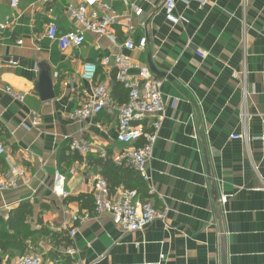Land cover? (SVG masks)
<instances>
[{"label": "crops", "instance_id": "crops-1", "mask_svg": "<svg viewBox=\"0 0 264 264\" xmlns=\"http://www.w3.org/2000/svg\"><path fill=\"white\" fill-rule=\"evenodd\" d=\"M80 1L91 11L104 0H0V170L24 172L15 189L0 193V228L10 211L27 203V224L37 232L24 251L0 253V264H16L25 255L40 257L41 264H264V0H211L202 10L176 1L172 17L178 23L167 20L165 0H123L110 4L116 14L133 1L143 11L131 34L115 24L109 36L87 34L81 47L63 50L47 40L46 24L54 21L61 33L76 28L65 7ZM142 37L143 51L120 48ZM196 51L207 57L199 59ZM115 54L148 67L162 83L165 111L149 182L136 192L165 214L133 233L113 225L108 214L91 215L70 238L73 213L92 211L96 179H104L129 148L117 141L115 117L102 112L70 119L89 92L82 65ZM43 74L53 94L46 101L39 95ZM115 76L114 69L98 66L95 82L124 104L127 92ZM7 87L24 100L11 98ZM32 114L36 127L30 126ZM72 140L87 142L91 153L70 152ZM57 171L65 198L53 191ZM122 190L110 189L111 197ZM79 196H90L91 203ZM69 247L74 257L66 254Z\"/></svg>", "mask_w": 264, "mask_h": 264}, {"label": "built area", "instance_id": "built-area-1", "mask_svg": "<svg viewBox=\"0 0 264 264\" xmlns=\"http://www.w3.org/2000/svg\"><path fill=\"white\" fill-rule=\"evenodd\" d=\"M49 3L51 0H42ZM123 0H104L95 10H89L84 1L68 3L65 11L74 23L75 27L69 32L61 33L54 21L46 24L45 36L50 42H57L63 50L78 49L85 43L87 34L98 37L110 35V28L119 24L126 35L133 32V21L143 14L138 1L128 2L126 11L116 14L111 10V3L122 2ZM176 1L183 2L185 9L190 3L197 5L202 10L210 5L211 0H165L164 10L169 22L178 23V19L172 17ZM17 2L13 1L11 7L15 8ZM110 13V15H107ZM5 26H0L3 29ZM146 38L142 37L137 44L131 39L125 40L120 48L133 51L135 49L143 51L146 47ZM195 55L203 60L207 53L196 51ZM98 66L112 68L116 73V82L127 92V102L117 104L114 102L102 83H96ZM137 69L136 75H131L130 70ZM81 79L88 83L89 92L84 94L81 105L70 114L73 121H82L93 118L99 113L115 117L117 120V141L127 145L119 157L117 165L123 163L139 175L143 183L149 182L148 165L152 159L153 147L164 118L165 106L161 93V81L155 79L149 68L146 66L132 65L123 55L115 54L103 56L98 63H85L82 65ZM5 92L13 99L20 102L24 100V95L15 92L7 87ZM245 123L247 117L242 115ZM38 125L37 116L32 114L30 126ZM233 140L243 139V135H232ZM264 140V136L260 139ZM142 141L140 147H135ZM69 151L82 157L91 153L90 145L81 140H72L69 143ZM5 153L4 146L0 143V157ZM105 158V154H101ZM24 177V172L15 167H9L4 173L0 170V193L15 189L17 187L16 178ZM64 179L57 171L54 175L53 191L58 197L65 198L67 194L63 192ZM93 208L91 212L75 211L71 217L73 226L68 231V236L73 238L77 231L78 224L89 218L91 215L108 214L113 225L123 232L143 231L153 221L164 218V212L159 211L152 201L140 199L135 190H122L115 197L110 194L107 182L102 178H97L92 191ZM221 203L226 202V197L220 198ZM66 254L75 256L72 247L66 249ZM16 264H41V258L34 255H25L19 258Z\"/></svg>", "mask_w": 264, "mask_h": 264}, {"label": "trees", "instance_id": "trees-1", "mask_svg": "<svg viewBox=\"0 0 264 264\" xmlns=\"http://www.w3.org/2000/svg\"><path fill=\"white\" fill-rule=\"evenodd\" d=\"M2 134L3 128L0 125V136H2ZM140 142L141 143L138 142L134 146L140 147L142 145V141ZM100 160L104 163L107 162V158L99 159V161ZM103 176L104 179L109 181V190L123 186L125 190H135L138 193L141 192L140 187L143 183L141 178L132 169L125 167L123 163H120L116 166L113 165L112 169L108 172L106 171ZM76 200L80 201L81 203H91L90 196H79ZM31 216L32 208L27 203H21L16 209L9 212L8 218L1 222L0 253H6L9 257H11L12 250L24 251L26 248V239L32 234L37 233L31 231L27 224V220L31 218ZM46 234H48V232Z\"/></svg>", "mask_w": 264, "mask_h": 264}, {"label": "water", "instance_id": "water-1", "mask_svg": "<svg viewBox=\"0 0 264 264\" xmlns=\"http://www.w3.org/2000/svg\"><path fill=\"white\" fill-rule=\"evenodd\" d=\"M153 71V69L151 68ZM40 81V89H39V95L42 101H46L53 98V94L51 93L49 89V81L47 77L43 74L42 77L39 79Z\"/></svg>", "mask_w": 264, "mask_h": 264}]
</instances>
